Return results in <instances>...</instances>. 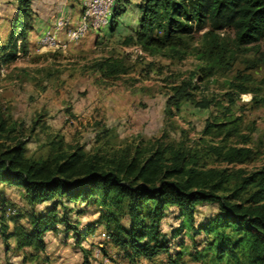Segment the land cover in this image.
<instances>
[{"label":"trees","instance_id":"1","mask_svg":"<svg viewBox=\"0 0 264 264\" xmlns=\"http://www.w3.org/2000/svg\"><path fill=\"white\" fill-rule=\"evenodd\" d=\"M127 1L118 0L112 30ZM139 6V27L125 41L150 54L184 58L194 53L201 61L202 80L230 69L239 53L249 48L255 47L258 60L264 62V0H143ZM31 11V0H19L9 37L0 41V65L18 58L19 51L29 52ZM228 30L234 36L225 32ZM197 33H201L200 43L192 46ZM92 65L108 79L131 69L125 56L113 54L97 58ZM236 85L240 93L249 91L243 83ZM194 87L192 78L172 86L167 117L179 111L184 101L200 107L216 104L214 98H197ZM23 134V124L7 118L0 109V180L23 186L30 205L11 218L26 216L27 222H15L11 230L5 218L12 201L0 194V233L5 241L17 238L24 259L45 250V232L57 230L59 224L74 231L76 244L81 246L87 234L102 223H115V244L130 261L153 259L170 251L161 221L168 207L177 206L185 218L172 235H179L185 225L210 233L206 251L198 252V256L210 253L208 264H264V148L243 132L240 116L208 118L203 135L192 143L186 138L171 139L164 132L154 139L131 140L105 151L87 152L79 144L70 148L59 145L45 158L27 155L28 141ZM258 160L262 163L251 170L235 167ZM90 200L107 210L85 226L79 220L73 222L71 214L80 215L85 209L71 203ZM46 201L49 204L39 210L37 206ZM203 202L217 203L219 211L195 228V209ZM123 216L127 223L121 221ZM90 263L86 255L84 264Z\"/></svg>","mask_w":264,"mask_h":264},{"label":"rangeland","instance_id":"2","mask_svg":"<svg viewBox=\"0 0 264 264\" xmlns=\"http://www.w3.org/2000/svg\"><path fill=\"white\" fill-rule=\"evenodd\" d=\"M18 3L19 0H0L1 42L8 37L9 18ZM225 32L234 36L232 30ZM200 34H195L192 46L200 43ZM111 54L126 57L131 65L129 73L108 79L93 68L97 58ZM258 56L255 47L243 50L230 69L202 80L199 77L201 61L194 53L184 58L169 53L150 54L139 45L126 42L125 38H103L67 50L31 45L27 54L22 52L18 58L4 63L5 75L0 77V109L7 118L23 124V137L28 141L26 153L36 158L50 156L59 145L70 148L79 144L87 152L105 151L131 140L154 139L164 132L171 139L186 138L192 143L203 135L208 118L225 114L240 116L243 132L250 133L253 142L264 148V62H260ZM190 78L197 85L194 87L197 98H214L216 104L200 107L184 101L179 111L167 117L165 108L172 86ZM241 83L249 91L240 93L236 84ZM261 163L262 160H258L235 167L251 170ZM0 194L12 201L5 218L9 229H13L15 222L26 223V216L11 219L20 216L19 210L24 212L30 207L24 187H13L0 180ZM47 204L49 201L37 208L41 210ZM74 204L85 209L80 215L71 214L72 221L79 220L81 226L107 210H101L106 207L91 200L71 203ZM218 211L217 203L197 204L195 228L208 222ZM184 218L177 206L168 207L161 229L170 239V251L150 260L140 257L132 262L124 250L123 254L115 251L113 247L123 249L116 245L113 237L115 223H102L87 234L81 246L76 244L75 232H68L59 224L57 230H52L55 233H52L51 244L25 261L23 255H15L12 241H5L0 233V263L84 264L88 255L90 264H208L210 253L198 256V252L206 251L212 237L210 233L196 232L185 225L179 235H172V230L179 227ZM121 221L127 223L126 216ZM97 247L101 248L100 255L95 254Z\"/></svg>","mask_w":264,"mask_h":264},{"label":"crops","instance_id":"3","mask_svg":"<svg viewBox=\"0 0 264 264\" xmlns=\"http://www.w3.org/2000/svg\"><path fill=\"white\" fill-rule=\"evenodd\" d=\"M142 1L143 0L127 1L126 10L119 16L118 25L115 30L111 29V25L104 27L101 30H91L82 40H80L78 43L71 44L68 49H74L76 47H80L81 45H90L91 43H96L98 40L102 41L103 38L124 39L128 35L134 34L139 27V20L141 16L139 4ZM18 5L19 3L14 8L11 17L9 18L8 23L10 25V31L8 32V37L11 32V19L16 14ZM31 7L32 11L29 16L30 27L28 29V42L29 47H31V45H36V47L39 48V40L41 36L44 34L47 28L55 23L59 17L70 16L73 22L78 21L83 8V0H31ZM62 35L64 36L65 33ZM13 187H16V185H13ZM52 233L55 232L48 230L44 234L47 247L51 244L53 239L54 234ZM8 241H12L11 247L13 248V251L16 252V256L23 255L22 251L17 249V238L15 236L10 237ZM113 248L116 249L115 251L120 253L119 248ZM27 259H24V261ZM47 262L49 263V261Z\"/></svg>","mask_w":264,"mask_h":264},{"label":"built area","instance_id":"4","mask_svg":"<svg viewBox=\"0 0 264 264\" xmlns=\"http://www.w3.org/2000/svg\"><path fill=\"white\" fill-rule=\"evenodd\" d=\"M118 0H83V8L77 22L70 16H61L46 29L39 40L40 49H64L78 43L91 30H101L110 26L115 6ZM65 33L63 36L62 34ZM20 43V42H19ZM22 54L21 51L18 52ZM4 64L0 65V77L5 75ZM95 254H101V248L95 249Z\"/></svg>","mask_w":264,"mask_h":264}]
</instances>
